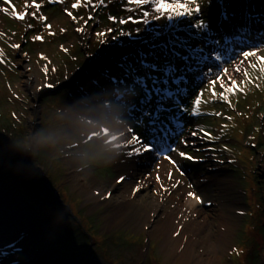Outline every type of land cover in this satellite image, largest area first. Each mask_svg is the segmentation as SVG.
Returning a JSON list of instances; mask_svg holds the SVG:
<instances>
[{
	"label": "rangeland",
	"instance_id": "obj_1",
	"mask_svg": "<svg viewBox=\"0 0 264 264\" xmlns=\"http://www.w3.org/2000/svg\"><path fill=\"white\" fill-rule=\"evenodd\" d=\"M36 2L43 5L39 14L47 18L44 22L31 15L15 20L0 11V32L6 34L0 37V49L8 61L0 64V245L18 240L22 249L18 257L0 259V264L14 259L20 264H264L261 62L249 58L240 72L231 63L226 65L238 83L245 80L243 69L253 82L240 85L243 91L225 93L227 102L205 90L202 114L182 116V138L189 144H180V136L173 144L203 160L170 153L184 173L181 176L162 156L145 154L129 160L123 155L128 149L120 147L131 138L127 131L130 115H135L129 113L133 97L123 84L113 87L110 77L120 72L116 66L120 55L138 45L129 46V38L121 37L125 47H117L111 39L115 33H108L101 44L96 33L144 27L108 19L110 14L117 19L130 15L124 0H105L96 10L72 9L75 0ZM236 2L230 11L239 14L241 0ZM251 2L264 11V0ZM24 4L25 0L7 4L0 0V8L9 11L14 6L22 12ZM211 15L215 27L214 8ZM78 27L84 31L77 32ZM35 35L42 40L33 41ZM11 43L20 48L12 49ZM258 55L264 57V51ZM45 67L47 72L42 71ZM207 88L206 81L200 84L184 105L191 109L195 95ZM215 91H223L219 83ZM198 127L218 139L192 136ZM157 173L167 192L161 191ZM120 176L126 179L118 183ZM176 181L180 183L172 188ZM223 182L232 185L233 195L223 193L220 203L193 211L183 207L181 212L188 189L208 199L214 193L210 187L223 188L219 186ZM138 184L141 189L133 195ZM234 207L238 208L234 226L224 231V213L231 219ZM121 208L123 213L118 212ZM181 226L184 235L181 231L174 237ZM221 239L224 246L216 248ZM32 256L36 261L31 262Z\"/></svg>",
	"mask_w": 264,
	"mask_h": 264
},
{
	"label": "snow or ice",
	"instance_id": "obj_2",
	"mask_svg": "<svg viewBox=\"0 0 264 264\" xmlns=\"http://www.w3.org/2000/svg\"><path fill=\"white\" fill-rule=\"evenodd\" d=\"M2 2L7 4L9 0ZM65 2L66 0H48L51 4ZM104 4L105 0H83V4L82 0H75L71 8L78 9L84 6L96 10ZM124 5L130 15L119 19L109 15L108 19L120 25L131 22L142 24L144 27L132 31L108 28L106 32L96 33L101 44L107 42L103 37L108 33H115L111 39L117 47H125L121 37L129 38L131 42L129 46L138 45L134 51L120 55L116 66L120 69L121 75L110 77L113 87L123 84V88L133 97L129 113L135 115H130L127 131L131 138L125 139L120 147L128 149L123 155L129 160L145 154L162 156L183 176L184 173L180 171L178 162L170 153H175L189 161H201L203 157L194 156L174 146L173 142L178 136L181 137L180 144L185 147L189 144L187 139L182 138L184 127L182 116L202 114L200 105L205 90L211 91L213 97L227 102L229 96L225 93L235 94L237 91H243L240 85L245 84V81L253 82L247 69H243L245 80L238 83L229 75V69L226 67L229 63L236 72H240L242 65L249 61V58H255L256 61L261 62L259 71L264 75V57L258 55V52L264 51V11H257L256 5L251 0H241L239 14L236 10L230 11L232 5L226 0H124ZM42 6L36 0H25L22 12H17L14 6L11 11L8 8H0V11L15 20L23 21L31 15L34 19L44 22L47 18L39 14ZM30 8H34L35 11L29 13ZM213 8L215 27H212ZM65 11L74 21L77 19L71 11L67 9ZM206 14H208L207 18ZM88 19L91 20L92 16ZM160 20L165 22L161 25L154 24L155 21ZM87 23L86 20L85 24ZM32 27V24L27 25V28ZM45 27L51 29V25L46 24ZM63 31L65 30L61 29V32ZM76 31L83 32L84 29L78 27ZM49 34L53 33L49 32ZM5 35L0 32V37ZM32 40L40 41L42 36L35 35ZM9 46L14 50L20 48L16 43H11ZM41 59L45 58L41 55ZM6 63L8 61L3 50L0 49V64ZM249 67L256 69L257 65L249 63ZM42 71L47 72V68H43ZM224 77L228 78L229 83H225ZM205 81L209 88L202 89L195 95L192 107L189 109L184 105L181 97L187 98ZM217 83L223 89L219 93L215 91ZM46 86L52 87V85ZM215 115L219 116L220 113ZM137 127L141 128L142 132H136ZM191 135L199 136L201 139H218L210 136L203 127H198L191 132ZM168 178L172 179L171 171ZM125 179V176H120L117 182L120 183ZM156 181L160 184L161 191H168L161 183L158 173ZM179 183L180 181L173 183L172 188H176ZM141 186L138 184L133 189V195L140 191ZM188 187L192 188V185L189 184ZM110 195L108 193L102 198L106 199ZM187 195L197 203H203L202 199L193 192L190 191ZM181 231L182 226L173 233V236H179ZM21 252L18 240L0 245V259L18 257ZM10 264H20V261L14 259Z\"/></svg>",
	"mask_w": 264,
	"mask_h": 264
},
{
	"label": "bare ground",
	"instance_id": "obj_3",
	"mask_svg": "<svg viewBox=\"0 0 264 264\" xmlns=\"http://www.w3.org/2000/svg\"><path fill=\"white\" fill-rule=\"evenodd\" d=\"M235 5H238V4H235ZM124 100V99H123ZM190 100H192V98H190ZM219 185V184H218ZM220 187H223V188H218V187H216V185L215 186H211L210 187V190L211 189H213V191H214V193L213 192H210V195H209V197H208V199L206 198V196H202V195H200V194H197L196 192H194V191H192V190H187V192L184 194V198H185V201H184V204H183V206L181 207V212H182V208L183 207H185L186 209H188V210H190V211H193L194 209H196L197 207H204V206H207V205H210L211 203H214V202H222L223 201V199H224V197L222 196V194L223 193H227V194H230V195H233L234 193H235V191H234V189H233V187H232V185L230 184V183H226V182H223V183H221V185H219ZM193 192L195 195H198L201 199H202V201H203V203H197V201L195 200V199H193V198H190V197H188V195H187V193L188 192ZM218 198L216 201H214V198H215V196ZM204 197V198H203ZM144 201V197H141L140 198V202H143ZM230 208H231V206H228V210H230ZM237 209L238 208H236V207H234V209L232 210V213H231V216H232V218L231 219H229V220H227L229 217H228V215L227 214H225L224 213V221H223V224H221V228L224 230V231H226V230H228V228L229 227H232V226H234V219H235V215H237V213H238V211H237ZM125 211V209L124 208H121V209H118V212L119 213H123ZM230 212V211H229ZM163 229H164V226L162 227ZM191 231H194V229H193V226L191 227V226H189L188 227ZM166 230L167 229H164L163 231H165L166 232ZM168 231V230H167ZM183 232V235H184V231H182ZM222 234H224V232H222ZM166 235V234H165ZM167 237V236H166ZM187 242H188V240H186ZM175 242V241H174ZM186 244V243H185ZM224 244H225V241H224V239H221L219 242H218V244H217V246H216V248H219L220 246H224ZM31 258V262H34V261H36V258H35V256H32V257H30ZM2 260V259H1Z\"/></svg>",
	"mask_w": 264,
	"mask_h": 264
},
{
	"label": "trees",
	"instance_id": "obj_4",
	"mask_svg": "<svg viewBox=\"0 0 264 264\" xmlns=\"http://www.w3.org/2000/svg\"><path fill=\"white\" fill-rule=\"evenodd\" d=\"M227 2H229V1H227ZM231 5H234V4H236L237 2H236V0H233V2H229ZM110 14V13H109ZM111 15V14H110ZM121 75V73L120 72H118V74H117V76H114V77H119ZM183 101V103H186L187 101H188V99L186 98V99H183L182 100ZM34 172V171H33ZM91 239H93V238H91ZM87 262H88V260H87Z\"/></svg>",
	"mask_w": 264,
	"mask_h": 264
}]
</instances>
